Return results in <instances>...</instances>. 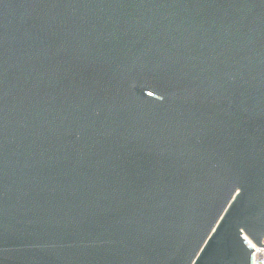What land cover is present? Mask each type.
<instances>
[{
    "label": "water",
    "instance_id": "95a60500",
    "mask_svg": "<svg viewBox=\"0 0 264 264\" xmlns=\"http://www.w3.org/2000/svg\"><path fill=\"white\" fill-rule=\"evenodd\" d=\"M264 0H0V264H253Z\"/></svg>",
    "mask_w": 264,
    "mask_h": 264
},
{
    "label": "built area",
    "instance_id": "2783aa9c",
    "mask_svg": "<svg viewBox=\"0 0 264 264\" xmlns=\"http://www.w3.org/2000/svg\"><path fill=\"white\" fill-rule=\"evenodd\" d=\"M249 246L253 249V264H264V247H258L253 242H251L248 238L244 237Z\"/></svg>",
    "mask_w": 264,
    "mask_h": 264
}]
</instances>
